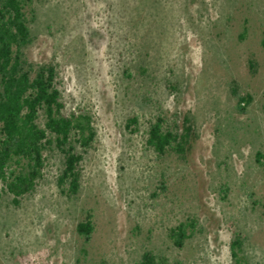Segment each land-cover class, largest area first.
<instances>
[{"label":"rangeland","instance_id":"rangeland-1","mask_svg":"<svg viewBox=\"0 0 264 264\" xmlns=\"http://www.w3.org/2000/svg\"><path fill=\"white\" fill-rule=\"evenodd\" d=\"M26 13L28 60L57 67L64 113L90 116L96 136L74 143L76 195L58 184L56 148L18 206L3 191L0 264H138L146 251L264 264V0H42ZM157 117L191 127L182 153L148 145ZM87 217L89 242L76 231ZM181 223L191 235L178 248Z\"/></svg>","mask_w":264,"mask_h":264},{"label":"trees","instance_id":"trees-1","mask_svg":"<svg viewBox=\"0 0 264 264\" xmlns=\"http://www.w3.org/2000/svg\"><path fill=\"white\" fill-rule=\"evenodd\" d=\"M35 1L42 0H0V200L3 191H7L13 196L15 206L23 196L35 191L45 167V152L54 148L64 155L58 184L63 187L69 182L68 191L76 195L80 189L79 165L83 155L75 151L74 143L86 151L96 136L90 116L64 113L57 67L34 64L25 54L33 42L26 8ZM232 93L239 106L252 102L250 95L240 96L236 89ZM134 123L136 119H130L127 127ZM190 130L187 126L178 134L166 126L162 117H157L149 124L147 143L159 156L169 151L182 153ZM260 158L258 152V162ZM76 231L89 242L94 232L91 217L79 222ZM190 235L189 225L185 223L170 230L178 248L183 247ZM241 244L240 237L235 236L231 243L233 258L237 257ZM138 264L179 263L146 251Z\"/></svg>","mask_w":264,"mask_h":264}]
</instances>
